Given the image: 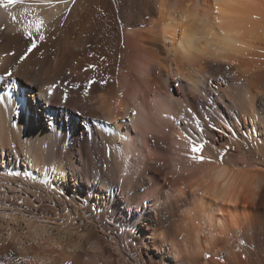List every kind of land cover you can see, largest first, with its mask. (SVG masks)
<instances>
[{"label":"bare ground","instance_id":"6f19581e","mask_svg":"<svg viewBox=\"0 0 264 264\" xmlns=\"http://www.w3.org/2000/svg\"><path fill=\"white\" fill-rule=\"evenodd\" d=\"M25 8L45 40L19 62ZM7 69L27 103L0 94V224L44 252L5 228L0 264H100L99 226L127 263L264 264V0H25L0 8Z\"/></svg>","mask_w":264,"mask_h":264},{"label":"rangeland","instance_id":"374dc122","mask_svg":"<svg viewBox=\"0 0 264 264\" xmlns=\"http://www.w3.org/2000/svg\"><path fill=\"white\" fill-rule=\"evenodd\" d=\"M173 86V85H172ZM174 87H177V85H176V83L174 84V86L172 87V89H174ZM44 115V114H43ZM43 115H40L39 117H37V119L36 120H38V123H37V126H39L42 122H45V123H49L48 122V119L45 117V116H43ZM79 123H80V126L81 127H83V128H85L84 127V125L85 124H83V120L82 119H80L79 120ZM49 125V124H48ZM124 209V208H123ZM1 217V216H0ZM12 220H10L9 221V225L8 226H6V225H4V222H1V224H0V235L2 234V235H4V236H6L7 234H8V231H13L14 232V234H15V232L18 234L19 233V231L20 232H22V236L21 235H16V238H15V242H20V243H22V244H24L26 247L27 246H29V244L30 243H33L34 242V240L33 239H31V238H29V239H27L26 238V236L24 235L25 233H26V229H22V227H25V223L24 224H22V227L20 228V224L19 223H17V222H14V221H12ZM11 222V223H10ZM13 223V224H12ZM74 223V225H79V224H84V223H82L80 220H78V219H76V221H74L73 222ZM8 229V231L6 230V229ZM97 228H99V229H97V232L96 233H98V235L99 236H104V238H106V236H107V238H106V240H108L109 239V235H110V239L108 240V242H107V244L106 245H108V248H112V249H108V253L106 252L105 253V255H103L102 253L100 254V258L98 257V258H96V260H95V262H97V263H103V264H110L111 263V261H113L112 262V264H132V261L133 260H129V263H127L125 260H124V258H121V256L122 255H120V254H127V252H125L124 251V249H126L125 247H126V244H125V242L122 240V239H118L119 241V248H116L115 247V243L116 242H114L113 240H112V237H113V235H119V232L118 231H114V229H104L103 227H101V226H99V227H97ZM103 228V229H102ZM103 230V231H102ZM112 230V231H111ZM106 233H105V232ZM109 231H110V233H109ZM2 232V233H1ZM100 232V233H99ZM108 232V233H107ZM113 232H117V233H113ZM24 233V234H23ZM70 233V231H64L63 232V234H62V237H59V240H60V242H62L63 243V247H61L60 246V249L61 250H67V252L68 253H70V256L72 257V253L73 252H76V251H80V247H79V244L77 243V241L75 240V239H72V235H75L76 233H75V231L73 232V233H71V234H69ZM101 234V235H100ZM108 234V235H107ZM1 235V236H2ZM70 237H69V236ZM25 236V237H24ZM7 237H9L10 238V236L8 235ZM148 239H151V237L150 238H148ZM33 240V241H32ZM74 240V241H73ZM112 240V241H111ZM72 241V242H71ZM75 242V243H74ZM113 243V244H110V243ZM123 242V243H122ZM35 243V247H33V249H31V248H29L30 249V252H32V251H34V250H39L40 248H39V246L36 244V241L34 242ZM70 243V244H69ZM77 243V244H76ZM120 243H122V245L120 244ZM123 244H124V246H123ZM74 245V246H73ZM76 245V246H75ZM78 245V246H77ZM110 245V246H109ZM113 245V246H112ZM73 246V247H72ZM113 247L114 248H116V249H118V253H117V250L116 249H113ZM124 247V248H123ZM17 252H20V250H21V248L19 247V246H16L15 244H14V247H13ZM19 248V249H18ZM123 248V249H122ZM45 249V248H44ZM73 250V252H70V250ZM119 249H122L123 250V253H120V251H119ZM158 251V248H155V251ZM153 251H154V249H153ZM161 251H165V248L164 247H162L161 249H160V252ZM38 254H41V253H43L44 251H41V249L39 250V251H36ZM40 252V253H39ZM110 253H111V255H113V253H114V255H115V258L116 257H120L119 259L120 260H122L123 262L121 263L120 261H118V258H116V260H114L115 258H110ZM109 254V255H108ZM118 254V255H117ZM69 256V255H68ZM69 256V257H70ZM107 256V257H106ZM160 255H156L155 257H152V258H154V259H156V260H158V259H160V257H159ZM206 256H209V254H207ZM123 257V256H122ZM12 259H14L13 261L14 262H12V264H15V261H17L16 263L18 264V262H19V260H18V258L17 257H13ZM16 259V260H15ZM107 260V261H106ZM147 260V259H146ZM102 261V262H101ZM104 261V262H103ZM125 261V262H124ZM20 264V263H19ZM146 264H149L148 262L146 263Z\"/></svg>","mask_w":264,"mask_h":264},{"label":"snow or ice","instance_id":"6c2138e0","mask_svg":"<svg viewBox=\"0 0 264 264\" xmlns=\"http://www.w3.org/2000/svg\"><path fill=\"white\" fill-rule=\"evenodd\" d=\"M45 3H48L51 5L52 0H44ZM25 3V0H0V8L4 9H12L16 5H23ZM30 11V9L25 8L23 15L25 16L24 19V27L22 28L23 35L27 37L28 40V46L22 51V53L18 57L19 62H23L25 59L28 58L30 54L33 53V50L38 48V41L43 42L45 40V36L43 34V25L44 21L43 19L38 15L33 13L31 17H29L27 14ZM9 15L11 16V19L14 23H18L17 16L13 14L12 12H9ZM12 55H15V53H12ZM95 65H90L89 68L95 69ZM15 77H13V71L11 69H7L3 75H0V81L5 80H14ZM97 83L95 80L89 81L87 87H91L93 84ZM100 84H106V80H102L99 82ZM63 87L64 88V98L67 100V86L61 82V84H50L48 85L46 92L47 96L41 95V98L45 100L46 103H48L49 99L53 95L54 91L57 88ZM73 87L79 88L80 85L74 84ZM204 145L203 144H193L192 151L195 154L202 153ZM199 159L203 161L205 157L203 155L199 156ZM16 175H19V173H15Z\"/></svg>","mask_w":264,"mask_h":264}]
</instances>
